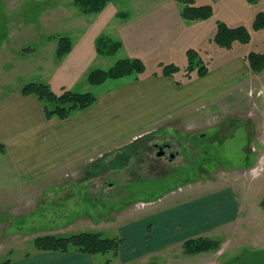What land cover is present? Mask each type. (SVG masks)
I'll return each mask as SVG.
<instances>
[{
	"label": "rangeland",
	"instance_id": "374dc122",
	"mask_svg": "<svg viewBox=\"0 0 264 264\" xmlns=\"http://www.w3.org/2000/svg\"><path fill=\"white\" fill-rule=\"evenodd\" d=\"M75 1L0 0V90L19 85L21 91L27 82H42L55 92L62 87L95 92L98 88L88 82V73L124 57L141 59L147 69L169 63L187 66L184 45H189L193 34L184 27L193 21L173 13L182 5L179 0H111L91 13L81 11ZM56 4L71 7L78 16L73 19L65 14L72 12L51 9ZM154 4L164 5L171 14L147 24V9ZM251 21L243 24L251 35L245 46L259 49L262 31L255 33ZM61 37L71 40L72 50L58 58ZM108 38L120 44L112 54L100 51L101 42ZM260 85L262 92L256 94L259 91L253 88L250 99L243 96L242 88L237 89L234 115L207 103L200 113L209 116L212 124L199 133L192 125L182 134L148 131L114 143L108 150L94 151L90 160L85 156L72 169L63 166L56 172L57 179L53 175L35 185H13L2 192L0 263L32 249L35 237L46 234L101 232L121 238L119 248L130 243L132 250L144 248L162 239L163 228L155 219L159 212L236 181L246 190L244 196L237 192V197L249 201L250 224L232 228L228 234L217 230L203 234L219 241L210 251L190 255L184 253L182 243L168 248L157 243L124 264H224L244 251L259 253L256 257L264 264V210L259 213L254 204L264 197V159L251 163L257 154L254 149L264 152V83ZM153 143H169L170 148L158 156ZM170 151L175 153L172 158ZM249 170L256 174L252 181ZM145 220L148 223L141 231L143 226L137 224Z\"/></svg>",
	"mask_w": 264,
	"mask_h": 264
},
{
	"label": "crops",
	"instance_id": "0c3cea01",
	"mask_svg": "<svg viewBox=\"0 0 264 264\" xmlns=\"http://www.w3.org/2000/svg\"><path fill=\"white\" fill-rule=\"evenodd\" d=\"M195 3H208L214 8L211 17L191 20V26L184 27L193 34L191 41H187L189 45L184 47L199 49L201 58L207 63L208 72L204 76L186 78L182 71L171 76L151 74L149 71L139 79L127 75L91 84L98 88V91L92 92L97 97L95 102L64 119L57 116L46 118L37 96L22 94L19 85L9 91L0 90V189H4L0 190V194L13 185L27 187L53 175L52 178L57 179L56 172L63 166L72 169L81 158L86 156L85 160H90L94 151L108 150L114 143L133 140L148 131L182 134L192 125L199 133L212 124L209 116L200 113L207 103L225 107V112L234 115L237 89L242 88L243 96L247 94L249 99L253 88L259 91L256 94L261 93L264 69L252 73L245 55L251 50L264 51V28L255 29V33L262 31L263 35L259 49L246 44H233L228 49L217 47L211 42V37L215 31V20H223L229 25L253 21L255 13L264 9V0H195ZM163 6L154 4L147 9V24L154 23L157 17L168 19L166 16L171 13ZM51 9L72 12L65 14L73 19L78 16L71 7L66 9L56 4ZM181 9L182 5H179L173 10L178 19H183ZM167 30L166 27L164 31ZM261 125L263 127L264 119ZM253 151L257 154L252 164L259 157L264 159V152ZM65 176L68 177L67 172ZM237 192L244 196L246 190L233 181L215 187L204 197L187 199L186 202L182 200L176 208L159 212L161 214L155 219L163 228L162 239L144 248L133 247L132 250L134 244L130 243L120 247L116 254H89L75 250H37L33 246L16 257L6 259L7 264H99L106 260L109 264H124L144 255L149 247L157 243L168 248L187 238L215 230L220 231L218 234H228L232 228L250 224L247 222L251 212L249 201L245 197L239 200ZM262 198L254 201L259 213L264 210L260 204ZM147 223L148 220H145L137 225L143 226V231ZM174 226L178 228L175 230Z\"/></svg>",
	"mask_w": 264,
	"mask_h": 264
},
{
	"label": "trees",
	"instance_id": "16d2710c",
	"mask_svg": "<svg viewBox=\"0 0 264 264\" xmlns=\"http://www.w3.org/2000/svg\"><path fill=\"white\" fill-rule=\"evenodd\" d=\"M111 0H76L84 13L97 12L106 6ZM182 3L180 11L181 17L189 20H202L211 17L214 14L212 5L196 4L195 0H179ZM256 2L257 0H248ZM82 6V7H81ZM120 15H124L123 13ZM254 29L264 28V9L258 10L252 21ZM251 39L249 30L244 25H229L228 23L216 20L215 31L211 37V42L217 47L231 48L233 44H247ZM101 42L104 47L101 52L112 54L119 47V43L107 39ZM105 44V45H104ZM71 40L68 37H61L58 40L56 48V57L60 58L71 49ZM186 56L187 66L179 68L173 63L164 64L153 69H147L144 62L136 57L117 59L108 68L92 69L87 80L91 84H100L107 79H115L127 75H134L136 79L141 78L150 71L151 74L160 73L171 76L180 71L183 76L191 78L192 76H204L208 72L207 63L201 58V52L196 48H187ZM245 59L252 72L259 73L264 69V51L251 50L246 53ZM22 94H34L42 103L43 113L46 118L57 116L61 119L69 117L71 114L83 110L93 104L96 95L92 92H77L69 88L62 87L60 91L55 92L49 85L42 82H27L21 88ZM260 204L264 206V197ZM37 250H50L67 252L75 250L83 253L105 254L112 252L116 254L122 239L119 237H105L101 232L80 231L66 236L46 234L35 237L33 241ZM219 246V241L209 236H196L187 238L182 242V249L186 254H198L210 251ZM257 252L244 251L236 255L233 259L224 264H262L257 259ZM8 260L1 264H7ZM99 264H109V260ZM145 264H157L155 261H148Z\"/></svg>",
	"mask_w": 264,
	"mask_h": 264
},
{
	"label": "flooded vegetation",
	"instance_id": "af4514ba",
	"mask_svg": "<svg viewBox=\"0 0 264 264\" xmlns=\"http://www.w3.org/2000/svg\"><path fill=\"white\" fill-rule=\"evenodd\" d=\"M153 146L155 148H157V150H158L159 153H161L160 155H163L164 154L165 149L170 148V144L169 143H163V144L153 143ZM173 153L174 152L171 153V151H170L169 157H171V158L174 157L175 156V153L174 154Z\"/></svg>",
	"mask_w": 264,
	"mask_h": 264
},
{
	"label": "built area",
	"instance_id": "2783aa9c",
	"mask_svg": "<svg viewBox=\"0 0 264 264\" xmlns=\"http://www.w3.org/2000/svg\"><path fill=\"white\" fill-rule=\"evenodd\" d=\"M252 175H256L255 173H253L252 171L250 172Z\"/></svg>",
	"mask_w": 264,
	"mask_h": 264
},
{
	"label": "water",
	"instance_id": "95a60500",
	"mask_svg": "<svg viewBox=\"0 0 264 264\" xmlns=\"http://www.w3.org/2000/svg\"><path fill=\"white\" fill-rule=\"evenodd\" d=\"M161 153H159L158 155H160Z\"/></svg>",
	"mask_w": 264,
	"mask_h": 264
}]
</instances>
